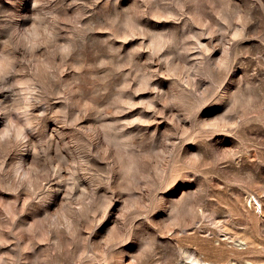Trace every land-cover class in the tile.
Segmentation results:
<instances>
[{
	"label": "rangeland",
	"instance_id": "obj_1",
	"mask_svg": "<svg viewBox=\"0 0 264 264\" xmlns=\"http://www.w3.org/2000/svg\"><path fill=\"white\" fill-rule=\"evenodd\" d=\"M235 261L264 264V0H0V264Z\"/></svg>",
	"mask_w": 264,
	"mask_h": 264
},
{
	"label": "snow or ice",
	"instance_id": "obj_2",
	"mask_svg": "<svg viewBox=\"0 0 264 264\" xmlns=\"http://www.w3.org/2000/svg\"><path fill=\"white\" fill-rule=\"evenodd\" d=\"M109 223H110V220L109 221H105V223L101 225V228L107 227Z\"/></svg>",
	"mask_w": 264,
	"mask_h": 264
},
{
	"label": "bare ground",
	"instance_id": "obj_3",
	"mask_svg": "<svg viewBox=\"0 0 264 264\" xmlns=\"http://www.w3.org/2000/svg\"><path fill=\"white\" fill-rule=\"evenodd\" d=\"M196 258V256H195ZM205 262V261H204ZM206 264H215V263H212V262H207ZM230 264H238L236 261L234 263H230Z\"/></svg>",
	"mask_w": 264,
	"mask_h": 264
}]
</instances>
